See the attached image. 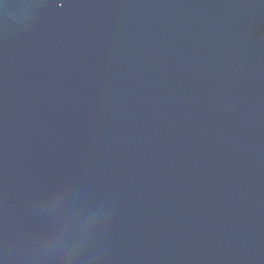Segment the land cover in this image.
Wrapping results in <instances>:
<instances>
[{
  "label": "water",
  "instance_id": "water-1",
  "mask_svg": "<svg viewBox=\"0 0 264 264\" xmlns=\"http://www.w3.org/2000/svg\"><path fill=\"white\" fill-rule=\"evenodd\" d=\"M0 264H264V0H0Z\"/></svg>",
  "mask_w": 264,
  "mask_h": 264
}]
</instances>
